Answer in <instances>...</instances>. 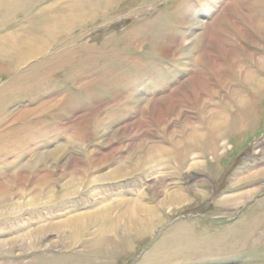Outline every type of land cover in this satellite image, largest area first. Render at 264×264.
<instances>
[{"label":"rangeland","instance_id":"rangeland-1","mask_svg":"<svg viewBox=\"0 0 264 264\" xmlns=\"http://www.w3.org/2000/svg\"><path fill=\"white\" fill-rule=\"evenodd\" d=\"M263 66L264 0H0V264H264Z\"/></svg>","mask_w":264,"mask_h":264},{"label":"bare ground","instance_id":"bare-ground-1","mask_svg":"<svg viewBox=\"0 0 264 264\" xmlns=\"http://www.w3.org/2000/svg\"><path fill=\"white\" fill-rule=\"evenodd\" d=\"M264 67V66H263ZM243 80L246 82V83H248V84H250L251 86L253 85H257V86H255L256 88H258V86H261V84H262V81L261 80H259L258 78H257V76H254V74H251L250 72H248V73H246L245 74V76H243ZM258 81V82H257ZM252 88V87H251ZM160 156H161V154H159ZM155 156H157V154L155 155ZM153 157L154 159H156L157 157ZM4 191H6V192H8L9 191V189L8 188H6ZM3 198H5V197H0V199H3ZM10 198V197H9ZM172 199L173 198H171V199H169L170 201H172ZM1 203V202H0ZM1 207V206H0ZM2 208V207H1ZM1 211V210H0ZM142 211V210H141ZM144 211H148V210H146V209H144ZM144 211H142V212H144ZM137 213L139 214L140 212H137V211H134V214H136L137 215ZM104 230H106V229H104Z\"/></svg>","mask_w":264,"mask_h":264}]
</instances>
